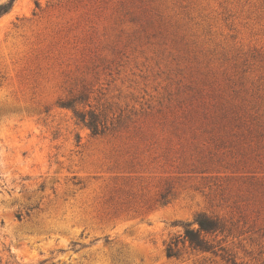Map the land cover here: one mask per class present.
<instances>
[{
	"label": "rangeland",
	"instance_id": "obj_1",
	"mask_svg": "<svg viewBox=\"0 0 264 264\" xmlns=\"http://www.w3.org/2000/svg\"><path fill=\"white\" fill-rule=\"evenodd\" d=\"M0 264H264V0H15Z\"/></svg>",
	"mask_w": 264,
	"mask_h": 264
},
{
	"label": "trees",
	"instance_id": "obj_2",
	"mask_svg": "<svg viewBox=\"0 0 264 264\" xmlns=\"http://www.w3.org/2000/svg\"><path fill=\"white\" fill-rule=\"evenodd\" d=\"M15 0H9L5 4H0V17L13 7ZM83 121L86 120L83 118ZM93 135H99V127L96 116L91 114V119L86 123ZM194 224L198 226L197 229H192L191 225L185 231L183 241L181 243H188L189 246L197 251L201 252H215V247L210 243L209 240L203 236L204 234H219L225 232V227L217 218L201 213L196 216ZM179 245L180 240L173 239L167 246L166 254L168 258H176L179 256Z\"/></svg>",
	"mask_w": 264,
	"mask_h": 264
}]
</instances>
